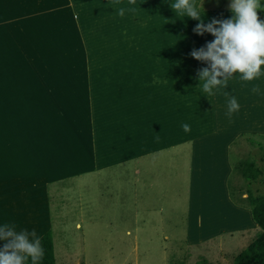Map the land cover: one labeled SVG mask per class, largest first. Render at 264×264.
<instances>
[{
  "label": "rangeland",
  "instance_id": "rangeland-1",
  "mask_svg": "<svg viewBox=\"0 0 264 264\" xmlns=\"http://www.w3.org/2000/svg\"><path fill=\"white\" fill-rule=\"evenodd\" d=\"M107 3L0 0V207L30 212L19 231H51L56 264H231L260 230L247 215L244 234L226 226L203 237L227 207H191L188 180L210 175L217 187L226 150L233 170L244 159L264 169V75H236L206 96L196 73L207 65L189 53L214 38L193 32L198 21L174 16L170 0H136L123 17ZM229 3L204 0L205 24L230 18ZM232 97L240 108L229 119ZM146 141L158 145L143 159ZM185 153L194 172L176 180ZM87 157L94 163L80 164ZM142 162L158 167L164 188L146 189ZM221 178L233 205L255 188L234 171ZM135 181L145 189L133 191ZM256 186L252 196H264V175Z\"/></svg>",
  "mask_w": 264,
  "mask_h": 264
},
{
  "label": "clouds",
  "instance_id": "clouds-1",
  "mask_svg": "<svg viewBox=\"0 0 264 264\" xmlns=\"http://www.w3.org/2000/svg\"><path fill=\"white\" fill-rule=\"evenodd\" d=\"M121 3L122 0H108L107 4L115 8L120 17L126 12L134 14L137 11L136 0H127V7L119 6ZM203 3L204 0H170L169 3L174 16L198 21L193 29L196 35L207 33L214 38L189 53L192 59L207 65L196 73L197 88L206 96H212L214 90L226 89L228 81L236 75L244 82L260 79L264 75V20L258 16V12H264L261 0H230L231 17L213 18L207 24L203 19ZM251 90L258 93L260 88L254 85ZM239 108L238 101L232 97L226 113L229 119ZM182 127L185 131L190 130L187 124ZM0 242H3L0 264H40L44 257L41 238L35 230L17 231L15 225L5 223L0 225Z\"/></svg>",
  "mask_w": 264,
  "mask_h": 264
},
{
  "label": "crops",
  "instance_id": "crops-1",
  "mask_svg": "<svg viewBox=\"0 0 264 264\" xmlns=\"http://www.w3.org/2000/svg\"><path fill=\"white\" fill-rule=\"evenodd\" d=\"M178 144L180 145L181 143H179V141H178ZM178 144H176V145H178ZM192 144H193L192 142L191 143L186 142V141L184 142V145L186 148L192 149V153L190 152V154L194 155V154H196L195 150H194L195 145H192ZM141 145H142L141 146V152L139 153L140 155L138 157H141L144 159V157H146V156L149 157L150 153L157 151L156 149L150 150L149 148L150 147H154V148L157 147L158 143H156L155 146H150L149 141H146L145 143L142 142ZM176 145L167 144L166 148H163V149L167 150L168 148L176 147ZM163 146L164 145L158 146V147H163ZM136 148H138V146H136ZM227 148H229V146ZM160 150H162V149H158V151H160ZM222 153L226 156L225 157V163L220 164L219 168H220L221 174L223 173L225 179L228 175H230L231 171H234L236 173V175H238L241 179H243L241 177V175L239 174L238 167L240 165L241 166L244 165V163L248 159L247 160L244 159L242 161H239L235 165L234 170H233L227 162V158L230 157L229 150H226ZM226 153H227V155H226ZM185 154L186 155L183 158L185 161L184 162L185 171H183L181 168V165H179L177 167L178 174H176V175H178L180 177H178L176 180L186 178L188 176L187 173H193L194 172L193 171L194 168L192 166H189V163H188V160L191 161V157L189 156L190 154H187V153H185ZM133 155L135 156L134 153H133ZM221 158H223V157H221ZM94 161H95V159L90 158V157H87V160H85L84 158H80V164H83V166H84V164H90V163L93 164ZM193 163H194V160H193ZM150 165L151 164L148 162H147V164L142 162L140 165L141 170L139 171V173L134 172V173H136L135 175L138 176L141 171L143 173L148 171L147 174L149 176L147 177V179H144V181H143L144 183L147 182L146 189L148 191L156 189V188H160V189L164 188L165 185L163 182H161V178L158 174V167L155 165H152V166H150ZM82 169L83 170H89L90 169L89 172H95L93 167L92 168L86 167V168H82ZM212 170H214V169H212ZM181 173H184V174L181 175ZM221 174H220V176H217L216 178H212L218 182L217 187H214L213 185L208 186V182H209L208 178H211L210 175H206L204 177H200L199 175H196V176L191 175L192 180L191 179L188 180V182L191 183L190 187H189L190 188L189 193H190V206L191 207H217V208L219 207V210H221V207H227V215H226V217H223L222 215L220 216L221 220H220L219 226H216V225L212 226V225L208 224L203 228H199V230L209 231V232H205V235L203 237H208L207 234L212 232V231H215L216 234L223 233L224 232L223 229L226 230V226H233L234 227L231 229L227 228L230 231L231 230H240L244 234V232L247 231L244 227L245 220H248L247 215L251 221V225L248 226V228H250L249 230L250 231L252 230L253 231L252 233H257L258 231H256V230L258 227L253 222L252 217H251V212L249 209L248 196L252 195V193H259L258 187L256 186V184L261 179V177L258 179L257 182H255V188L250 193L247 191L242 192V194L239 196V199L237 200L236 204L233 205L230 202V199L228 198L227 193H225L224 198H223V191L226 189V186L223 184ZM34 179H35V176H34ZM204 181H205V184H204ZM206 182H207V184H206ZM17 184H18V182H17ZM132 184L134 185L133 187H135V189L133 190L135 192H137V190H139L140 187L144 188L143 187L144 184L140 183V181H138V182L135 181ZM137 185H138V187H137ZM139 185H140V187H139ZM179 187H180L179 185L173 186V189L176 188L178 190ZM160 192L161 191H156L157 196H159L161 194ZM147 200H148V198H147ZM174 201L175 200L172 199L170 203L172 204ZM156 202H157V200H156ZM24 207L25 206L21 207L18 205H11L10 206V204L9 205L3 204V206L0 207V225H3L5 223L13 224V225H15L17 231H19V229L27 228L30 225L28 221H30L31 215H30V212H27V214L24 212L25 211ZM30 207H37V204L30 205ZM221 212L223 213V209L221 210ZM228 221H232V222H228ZM193 227H198L196 221H195V224L193 225ZM227 232H229V231H227ZM190 235H191V237L193 236L192 233H190ZM2 243L3 242H0V247H2Z\"/></svg>",
  "mask_w": 264,
  "mask_h": 264
},
{
  "label": "trees",
  "instance_id": "trees-1",
  "mask_svg": "<svg viewBox=\"0 0 264 264\" xmlns=\"http://www.w3.org/2000/svg\"><path fill=\"white\" fill-rule=\"evenodd\" d=\"M241 177L248 182H257L264 175V169L253 160H247L238 167ZM249 209L253 222L260 230L258 237L236 256L227 258L231 264H264V196H248ZM44 248V257L40 264H56L54 244L51 231L40 236Z\"/></svg>",
  "mask_w": 264,
  "mask_h": 264
}]
</instances>
